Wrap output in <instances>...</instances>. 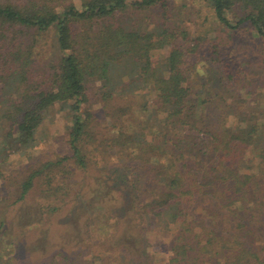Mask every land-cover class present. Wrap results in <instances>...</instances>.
<instances>
[{"label": "trees", "instance_id": "16d2710c", "mask_svg": "<svg viewBox=\"0 0 264 264\" xmlns=\"http://www.w3.org/2000/svg\"><path fill=\"white\" fill-rule=\"evenodd\" d=\"M79 1L0 0V264H156L153 230L166 264H264V106L234 41L264 69V0H204L195 31L171 0ZM189 52L220 67L198 90ZM55 112L67 151L34 162Z\"/></svg>", "mask_w": 264, "mask_h": 264}, {"label": "rangeland", "instance_id": "374dc122", "mask_svg": "<svg viewBox=\"0 0 264 264\" xmlns=\"http://www.w3.org/2000/svg\"><path fill=\"white\" fill-rule=\"evenodd\" d=\"M78 5H80L79 0H75ZM171 3L167 7V17L164 19L162 16V12L152 11L151 18L152 19H159L163 18L168 23H172V27L176 25L174 28L177 31H180L179 27L181 26H190L192 30L195 31L196 28H198V23H203L202 21H206L205 17L209 16V9L206 6V3L204 0H171ZM184 18L186 22L182 23L181 18ZM212 20L209 21V19L203 23V28L207 30V28L211 25ZM181 25V26H179ZM255 37L254 31L250 29H242L240 33L234 37V41L238 43V48L242 46V49L240 50L239 55H235V57L238 59L241 57L242 61L249 62V74H251V78L254 81L255 90H257L255 98H248L246 100V103L243 104L244 107H247L250 104V101H256V105L264 106V69L260 66L262 65L261 58L254 54V46L256 44L255 41H253ZM44 42H47L46 45L43 47V50L41 53V59H45L44 57H48V52L53 48L52 47V40H53V33H49L45 35ZM258 45V44H257ZM236 51L235 48L228 49L224 52V60L225 62H230V56H233V52L230 53V51ZM167 50L164 49L160 51V54H166ZM246 52V53H245ZM205 56L212 57L211 53L209 52L207 54L206 50H202L200 52ZM207 54V55H206ZM251 55V56H250ZM201 56H198L197 54H194L192 52H189L185 56V66L191 70V78L193 80L192 84L194 86L195 90H198L200 85L205 83L208 85L207 79L204 77L205 73L209 74L210 77H213L219 68V66H212L211 64L204 65L199 62ZM206 62L208 60H205ZM240 62V61H239ZM219 80V78H214L215 81ZM216 84V83H215ZM214 84V85H215ZM260 102V103H258ZM99 104L94 102L95 108H97ZM69 124L68 119L65 118L63 113L55 112L54 116L49 117L42 129V134L44 141L42 143V146L38 148L35 151V157L34 162L40 159L48 158L56 153H64L67 151V144H66V138H67V125ZM201 209L198 207L194 208V212H200ZM175 230V229H174ZM174 235L172 234H163L158 231H151L149 234V240L151 242L150 246V254L151 257L154 259V263L156 264H166L167 260L169 259V256L171 252L168 249L167 242L171 241L173 239ZM96 264H102L100 261L97 260Z\"/></svg>", "mask_w": 264, "mask_h": 264}]
</instances>
